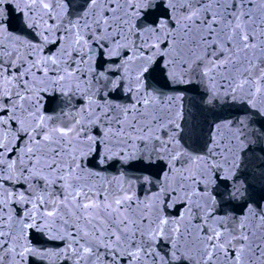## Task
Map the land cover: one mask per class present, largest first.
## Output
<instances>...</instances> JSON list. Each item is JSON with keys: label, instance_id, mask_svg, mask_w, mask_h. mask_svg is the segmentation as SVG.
Segmentation results:
<instances>
[{"label": "snow or ice", "instance_id": "6c2138e0", "mask_svg": "<svg viewBox=\"0 0 264 264\" xmlns=\"http://www.w3.org/2000/svg\"><path fill=\"white\" fill-rule=\"evenodd\" d=\"M70 2L0 0V264H264V210L223 211L245 197L239 165L215 138L205 155L181 145L151 83L196 81L264 116V0ZM91 156L144 174L109 178Z\"/></svg>", "mask_w": 264, "mask_h": 264}, {"label": "water", "instance_id": "95a60500", "mask_svg": "<svg viewBox=\"0 0 264 264\" xmlns=\"http://www.w3.org/2000/svg\"><path fill=\"white\" fill-rule=\"evenodd\" d=\"M83 3L84 0H71L69 12L81 7ZM7 14L10 18L9 23L15 26L19 20V13L12 4L7 6ZM157 63H159V58ZM96 68L97 71L101 70L99 61H97ZM151 83L164 94V103L168 106L165 109L166 121L170 118L179 125L178 129L175 128V125L169 127L178 133L177 139L181 145L194 154L205 155L208 146L215 138L219 144V147L215 149L216 152L223 151V155H217L215 158L226 166L233 161L239 165L234 171V177L245 184L247 188L245 197L233 202L223 211H231L234 215L239 216L245 212L247 204H251L257 211L264 210V136L259 135L260 131H264V116L245 103L222 98L209 102L204 87L196 81L172 83L162 72L158 71ZM168 97L175 99L168 100ZM111 98L117 103H125L128 100V97L119 91L111 93ZM97 99L101 100L102 98L98 95ZM74 102L78 103L79 101ZM44 103L45 110H47L49 105L47 101ZM177 114L179 115L177 116ZM241 118H244L248 125V128L243 129L242 133L237 131L239 128L237 121ZM167 131L168 128L165 129V132ZM163 163V161L159 162L160 165ZM87 165L89 168L99 170L102 175L109 178L117 177L121 171L126 172V178L144 174L140 171L121 169L115 161L99 165L95 156L87 159ZM135 167L138 166L133 164L126 166V169ZM151 172L153 184L147 187L154 191L158 188L155 181L159 175L160 167H154ZM225 183H230V181H225ZM14 186L18 188L20 184ZM217 186L219 187V185ZM134 187L138 195L143 194L145 186L137 183ZM220 190L223 191V188L221 187ZM170 211L176 214L177 209ZM217 211L222 210L218 208ZM30 239L34 243L38 241L40 247L53 249L59 243L58 241L45 240L35 233ZM29 264H43V262L30 260ZM47 264H58V262L53 257ZM59 264H63V262L61 261Z\"/></svg>", "mask_w": 264, "mask_h": 264}]
</instances>
